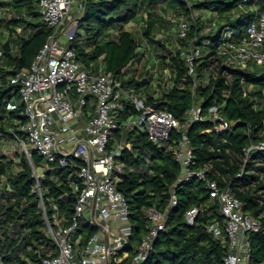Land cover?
Instances as JSON below:
<instances>
[{"label": "trees", "instance_id": "16d2710c", "mask_svg": "<svg viewBox=\"0 0 264 264\" xmlns=\"http://www.w3.org/2000/svg\"><path fill=\"white\" fill-rule=\"evenodd\" d=\"M78 2L84 4V10L77 18L78 31L72 44L78 60L95 74L112 73L120 76L127 86L142 88L149 104L159 101V109L172 113L180 121L187 119L195 101L194 83L180 57L176 39L173 36L164 41L156 39V34L167 28L159 8L162 5L173 9L179 6L186 15L203 9L216 12L219 17L217 30L201 35L204 26L200 18L193 24L191 36H196L198 43L206 37L216 41L220 32L228 27L236 29L238 36L246 31L253 17L252 12L240 10L243 0H201L192 9L186 8L182 0ZM245 5L248 8L256 5L264 10V0H250ZM133 21L145 24L141 37L128 29ZM52 32V28L42 21L36 0H0V264L38 262L40 255L45 257L55 251V245L45 232L38 194L34 191L35 180H29L26 174L30 165L26 153L16 152L20 158L17 162L2 151L8 138L16 139L14 133L28 143L26 133L20 130L26 119L19 85L11 81L18 70L30 68ZM144 41L154 48L163 70L170 71L168 84H162V75L157 87H153V76L147 69L145 52L141 50ZM215 56L212 53L197 62L196 100L201 102L204 112L214 105L223 106L224 116L234 125L222 135L210 133L212 124L208 121L193 125L189 137L195 149L194 164L197 168L207 164L219 170L244 203V211L261 222V231L249 236L252 245L249 264H264V197L258 194L264 189V166L251 164L242 178H236L241 170L243 149L252 140L256 142L263 138L264 66L231 70L230 84L223 77L208 82L204 69L216 60ZM242 80L249 88L251 98L244 97ZM155 94H158L157 98ZM254 97L259 100L258 111L254 108ZM134 116L136 111L127 106L121 121ZM249 128L252 129L250 133ZM123 140L132 145V150H125L119 158L121 171L117 172L120 177L118 188L130 206L129 219L133 229L130 250L133 251L134 245L146 235L148 212L155 207L162 212L168 211L167 228L157 238L145 264H224L226 241L215 238L207 229L211 221L224 225V218L202 183L193 180L183 188L178 187V205H170L171 191L180 173V166L175 161L178 134L174 133L167 142L158 145L145 133L123 129L115 132L111 144ZM213 147H221L222 151L213 150ZM227 148L231 149L234 158L226 152ZM30 152L34 164L41 166L42 156L34 149ZM257 160L264 161V153H260ZM252 170L254 173L250 172ZM76 183L75 167L71 164L61 166L57 162L51 164L41 179L49 220L53 218L52 203L58 204L63 217L71 216L76 201ZM195 206L202 212L195 225L190 226L185 214ZM95 232L96 228L83 225L79 230L82 242Z\"/></svg>", "mask_w": 264, "mask_h": 264}, {"label": "built area", "instance_id": "2783aa9c", "mask_svg": "<svg viewBox=\"0 0 264 264\" xmlns=\"http://www.w3.org/2000/svg\"><path fill=\"white\" fill-rule=\"evenodd\" d=\"M42 21L52 28V35L38 52L30 68L19 71L12 83L19 85L20 98L24 105L25 123L20 130L26 133L29 142L45 161L36 166L27 143L14 133L22 144L29 159L35 180L34 191L38 194L39 207L45 224V232L55 245V251L47 256H39L38 262L29 264H145L154 248L157 238L166 231L168 211L162 212L153 207L148 212L146 235L130 250L133 229L130 223V206L125 194L118 188L121 171L119 158L125 150H132L126 141L111 144L116 131L127 130L145 133L154 144L167 142L174 133L178 134L175 161L180 173L171 191L170 205H178L177 188L197 180L202 183L224 218V225L218 221L209 222L207 229L217 239L226 241L227 255L224 264H249L252 245L251 233H258L262 224L244 211V203L236 196L231 185L219 170L209 165L195 167V149L189 137L193 125L210 122V133L218 135L229 132L234 125L223 114L221 105H214L204 112L197 99V62L206 55L215 53L216 60L204 69L205 80L225 78L231 83L233 71H244L252 65L264 66V10L256 5L248 8L243 0L240 10L252 12L246 31L236 36L234 28L223 29L215 41L210 37L198 43L191 36L193 24L200 18L204 26L201 35L218 29V14L204 10L212 15L205 21L194 12L186 15L179 6L164 15L166 23L174 29L180 57L192 77V94L195 101L185 121H180L172 113L155 109L147 102L142 88L127 86L120 76L112 73L95 74L78 60L76 48L72 46L78 31V19L71 20L74 6L84 10L83 2L78 0H36ZM186 8L192 9L194 1L182 0ZM256 2L259 0H255ZM196 2V3H197ZM202 11V10H201ZM146 15H144L145 17ZM196 17V18H195ZM143 30V27H142ZM183 42V44H182ZM147 45L148 42L146 41ZM146 45V46H147ZM146 46L142 52L147 56ZM1 55V53H0ZM138 63H135L137 65ZM149 71L152 85L158 76L159 58L150 60ZM168 69L163 70L162 84L169 83ZM157 82V84H158ZM157 84L154 86L157 87ZM244 97H250V90L242 80ZM157 89V88H156ZM158 92V91H157ZM158 94H155L157 98ZM252 100L259 110L258 98ZM131 106L136 116L121 121L124 110ZM264 125V115L262 117ZM252 131L249 128L248 133ZM259 141H251L243 149L241 170L236 178H242L249 165L263 167L264 161L257 156L264 153V134ZM224 143L227 139H223ZM213 150L222 151L221 147ZM226 152L233 157L231 149ZM234 158V157H233ZM72 165L78 177L74 190L75 204L69 218L61 215L58 204L52 203L48 218L44 202L41 179L50 170L51 164ZM79 163V165H77ZM254 173V170L250 171ZM264 177V175L262 174ZM264 197V189L258 191ZM263 204V201H262ZM202 209L195 206L185 214L188 225H195ZM83 225L96 228V232L84 243L79 230Z\"/></svg>", "mask_w": 264, "mask_h": 264}, {"label": "rangeland", "instance_id": "374dc122", "mask_svg": "<svg viewBox=\"0 0 264 264\" xmlns=\"http://www.w3.org/2000/svg\"><path fill=\"white\" fill-rule=\"evenodd\" d=\"M197 1H194V3H196ZM164 8V7H163ZM82 11L80 10L79 6L76 5L74 6L73 8V12L71 13V20H76ZM159 12H161L163 15H168V12L167 10H162L161 8H159ZM194 14L195 16H202V18L204 19L205 21V16H206V19H209L211 18L212 15H209L208 13H203V12H199L198 10L197 11H194ZM196 18V17H195ZM167 24V28L165 30H160L157 34H156V39L158 40H167L169 38V36L167 35L168 32H170L173 36H174V29H176L173 25H171L170 23H166ZM145 26V24L143 23H140V22H137V21H133L129 24L128 26V29L132 30L133 32L137 33V36L141 37L142 36V27ZM143 42V41H142ZM144 45L146 46L147 43L146 41H144ZM144 47V46H143ZM142 50V49H141ZM147 50V56H146V61L148 62L147 63V69H149V62L150 60H155L158 58L154 48L152 46H150L149 44L146 46V49ZM150 59H148V58ZM135 67H139L138 64L137 65H134ZM163 68L162 66H160L158 68V76L157 78H155V83L153 84V87L155 84H157L158 82V79L160 78V76L163 75ZM5 144H3L2 146V151L4 154H6L7 156H9L10 158L16 160L17 162L20 161V158L18 157V155H16V152H19V153H22V152H25L24 149H23V146L22 144L17 140V139H11V138H8V140H6L4 142ZM28 145V148L30 149H33V146L28 142L27 143ZM43 164H45V161L43 160ZM42 164V165H43Z\"/></svg>", "mask_w": 264, "mask_h": 264}, {"label": "water", "instance_id": "95a60500", "mask_svg": "<svg viewBox=\"0 0 264 264\" xmlns=\"http://www.w3.org/2000/svg\"><path fill=\"white\" fill-rule=\"evenodd\" d=\"M20 70L17 71V73H19ZM160 103H157V104H154V108L157 109L159 107ZM27 176L29 177V180H32L34 178L33 176V170H32V167L31 165H29L27 167V172H26Z\"/></svg>", "mask_w": 264, "mask_h": 264}, {"label": "crops", "instance_id": "0c3cea01", "mask_svg": "<svg viewBox=\"0 0 264 264\" xmlns=\"http://www.w3.org/2000/svg\"><path fill=\"white\" fill-rule=\"evenodd\" d=\"M163 7H164V8H163ZM161 9L164 10V11L167 10L168 13H170V12L173 11V8H171V6H167V5H162V6H161ZM195 11H197V10H195ZM198 11H199V12H203V10H202V11H201V10H198ZM160 13H161V12H160ZM161 14H162V13H161Z\"/></svg>", "mask_w": 264, "mask_h": 264}]
</instances>
